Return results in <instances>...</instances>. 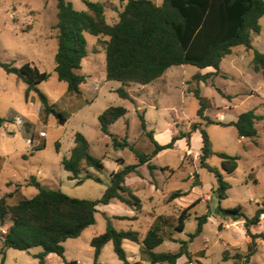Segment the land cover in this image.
<instances>
[{
  "label": "rangeland",
  "instance_id": "obj_1",
  "mask_svg": "<svg viewBox=\"0 0 264 264\" xmlns=\"http://www.w3.org/2000/svg\"><path fill=\"white\" fill-rule=\"evenodd\" d=\"M66 1L71 2L77 11L87 10L84 0ZM87 1L106 4L107 21L110 24L118 22L119 16L113 6L120 9L123 6L121 0ZM152 1L161 4L164 0ZM57 13L56 0H0V61L17 68L29 63L48 72L51 77L41 83L39 89L57 111L69 118L65 125L59 124L55 116L45 119L40 115L41 102L37 95L31 93L27 101V85L0 66V117L6 120L0 124V198L13 193L7 200L9 205L17 204L22 198H33L38 190L28 184L35 178L43 187L60 190L73 198L101 199L111 174L122 167L119 161H124L125 165L137 162L129 148L116 149L111 136L102 133L99 121L102 113L109 107H124L125 116L109 127L110 134L149 154L153 145L143 132L140 115H144L146 132L153 131L159 144H168L174 136L188 133L191 124L206 123L198 117L200 103L193 93L196 88H200L207 104L205 116L215 122L204 125L212 149L239 160L232 174L222 170L219 157L212 156L207 161L210 166L218 168L231 185L227 199L219 201L212 193L217 187L215 175L200 164L201 134L196 132L191 138L177 141L173 149L161 152L150 162L156 166L152 172L145 164L138 169L139 175L128 177L126 186L128 184L130 191L142 202L136 220L128 216L135 211L119 201L100 205L96 223L79 238L69 239L64 244L66 262L51 254L47 264H68L71 261L78 264H122L112 243L105 245L95 262L91 241L105 232L107 218L117 230L138 231L143 239L156 217L163 216L167 219L163 230L166 241L155 251L176 252L179 241L189 240V235L196 231L197 219L204 215L209 218L202 234L189 244L191 261L182 257L177 264H264V241L257 240L256 253L246 263L244 257L251 238L246 233L244 221L235 222L216 213L219 206L223 209L241 207L244 214L252 218L258 209L264 208V70L255 72L253 69L254 51L264 53V17L260 20L261 32L252 33L253 50L235 47L232 54L223 59L218 75L199 84L193 80L194 75L214 70L175 66L161 79L145 86L130 84L124 87L119 82L107 81L103 42L108 38L100 41L98 37L86 34L88 55L80 70L86 83L77 94L68 92L67 84L60 82L55 73ZM122 87L130 100L119 96L117 90ZM218 89L232 98L222 96ZM250 110L263 117L256 122L258 136L255 140L240 138L235 127L222 125L235 122L242 113ZM77 133L86 138L90 153L102 159L105 168L100 172L86 168L76 180H71L72 174L63 168L62 161L70 157ZM87 173L99 177L102 182L84 180ZM79 180L84 182L78 185ZM196 182L199 185L193 187ZM17 186L18 191H15ZM175 191L188 192V195L169 201ZM194 203L185 231L175 232L179 214ZM10 224L7 221L0 229V253L6 255L5 264H39L33 255L40 253L42 248H33L29 252L4 248L2 236ZM250 231L264 234V214ZM123 247L132 263L151 264L140 245L126 240ZM1 258L2 255L0 264Z\"/></svg>",
  "mask_w": 264,
  "mask_h": 264
},
{
  "label": "trees",
  "instance_id": "obj_2",
  "mask_svg": "<svg viewBox=\"0 0 264 264\" xmlns=\"http://www.w3.org/2000/svg\"><path fill=\"white\" fill-rule=\"evenodd\" d=\"M56 1L58 48L55 55V73L60 82L67 84L68 92L77 94L81 93V86L86 83L85 75L80 73L83 60L88 55L86 34L98 37L100 41L102 38H108L103 42L107 81L119 82L124 87L130 84L145 86L162 78L175 66L190 65L201 70L213 69L214 72L193 76V80L199 84L206 83L213 76L218 75L223 59L231 55L235 47L244 46L247 50H253L252 33L261 32L260 20L264 17V0H164L160 5L152 0H121L122 3L126 2V5L118 12V22L110 24L106 18L107 6L104 3L84 0L87 10L77 11L71 2ZM113 9L117 10L115 6ZM0 66L8 74L16 75L27 85L25 92L27 101L31 93L37 95L41 102L40 115L45 119L55 116L61 125L68 122V116L57 111L39 89V85L51 77L48 72H42L29 63L17 68L11 63L0 61ZM253 69L255 72L264 70V53L254 51ZM117 92L122 99L130 100L129 94L123 87ZM218 92L224 97L232 98L219 89ZM193 93L200 103L198 117L206 123L191 124L188 133L174 136L166 145H161L155 140L153 131L146 132L144 115H140L143 132L153 145V150L149 154L135 149L127 140L121 142L110 134L109 127L125 116L126 109L107 108L99 117L102 133L111 136L116 149L129 148L134 153L137 163L125 165V162L120 160L122 167L111 174L108 186L99 200L70 197L60 190L43 187L35 178H32L28 184L38 190L33 198H22L17 204L9 205L7 200L13 196V193L1 197L0 229L5 227L7 221L11 223L2 236L4 248L23 252L42 248L40 253L33 255L39 264H46V258L50 254H55L66 262L64 244L69 239L79 238L87 228L96 223L100 205L107 206L113 201H119L135 211L136 216L130 219L136 220L138 212L142 209V202L126 186V179L132 174L139 175L138 169L145 164L152 172L156 166L151 165L150 162L158 154L173 149L177 141L191 138L196 132L202 137L201 167L214 174L217 180V187L212 193L219 201L227 199L231 185L224 180L222 172L210 166L207 161L212 156L219 157L222 160V170L232 174L238 167L239 158L212 149L204 125L215 122L205 116L207 104L201 96L200 88H196ZM262 118L255 110H250L242 113L235 122L222 125L235 127L240 138L255 140L258 136L255 125L257 120ZM5 121L0 117V124ZM74 143L70 157L62 161L63 168L72 174L71 180H76L86 168L98 172L104 170L103 160L90 153L89 143L81 133L75 135ZM88 179L102 182L92 173L86 174L84 180ZM84 180H79L77 184H82ZM198 185L199 183L196 182L193 187ZM18 187L15 191H18ZM187 195L188 192L175 191L170 195L169 201ZM193 207L195 203L179 214L177 224L174 226L175 232L185 231ZM216 213L222 218L235 222L244 221L246 233L251 238L248 253L244 257V261L248 263L256 253L257 240L264 241V234H253L250 231L251 226L259 224L264 208L258 209L252 218L247 217L241 207L223 209L219 206ZM208 218V215H204L197 219L196 231L189 235V240L179 241L180 246L176 252L155 251L166 241L163 230L167 225V219L163 216L156 217L143 239L138 231L117 230L107 218L105 232L91 241L95 262L105 245L112 243L114 253L122 264H136L127 257L123 247L126 240L140 245L151 264H177L182 257L191 261L189 244L202 234ZM0 255H2L1 264H5L6 255L3 253ZM68 264H76V262ZM235 264L239 263L235 262Z\"/></svg>",
  "mask_w": 264,
  "mask_h": 264
},
{
  "label": "crops",
  "instance_id": "obj_3",
  "mask_svg": "<svg viewBox=\"0 0 264 264\" xmlns=\"http://www.w3.org/2000/svg\"><path fill=\"white\" fill-rule=\"evenodd\" d=\"M153 2H155V1H153ZM155 3H156V2H155ZM156 4H157V3H156ZM161 4H162V3H161ZM125 5H126V2L123 3V6L120 7V9H119V7L117 6V7H118L117 10H113V11H115L116 13H118V12H120V11L123 10V8H124ZM157 5H160V4H157ZM106 10H107V9H106ZM208 69H211V68H208ZM205 70H206V69H205ZM165 74H166V73H165ZM165 74H164V75H165ZM160 79H161V78H160ZM164 145H166V144H164ZM136 161H137V160H136ZM136 163H137V162H136ZM136 163H135V164H136ZM120 168H121V167H120ZM120 168H118V170H119ZM126 181H128V178L126 179ZM127 187H128V184H127ZM136 196H137V195H136ZM177 200H178V199H177ZM112 203H113V202H112ZM138 215H139V214H138ZM138 215H137V216H138ZM128 216H129V217H134V216H136V213L133 214V213L130 212V214H129ZM124 242H125V241H124ZM50 255H51V254H50ZM50 255H48L47 258H46V264H47V259L49 258ZM54 255H55V254H54ZM185 258H186V257H185ZM71 262H76V261H71ZM76 264H78V262H76Z\"/></svg>",
  "mask_w": 264,
  "mask_h": 264
}]
</instances>
